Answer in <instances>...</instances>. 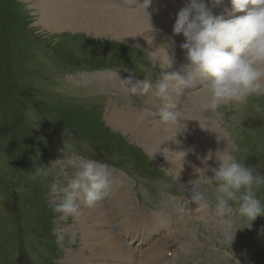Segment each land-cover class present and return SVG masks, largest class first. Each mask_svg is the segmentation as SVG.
Listing matches in <instances>:
<instances>
[{
	"label": "rangeland",
	"instance_id": "obj_1",
	"mask_svg": "<svg viewBox=\"0 0 264 264\" xmlns=\"http://www.w3.org/2000/svg\"><path fill=\"white\" fill-rule=\"evenodd\" d=\"M77 1L66 0L68 4L85 0ZM110 1L141 13V17L148 21V27L156 30L158 47L160 45V49L167 51L171 61L173 57L175 70L183 65L167 47L169 36L160 30L165 22H161L160 28L155 25L166 14H159L154 19L156 7L149 8L150 21L137 9L140 0ZM214 4L209 3L212 10ZM34 6V0H0V264H80L70 259L75 256L73 253L83 251V247L89 253L93 248L83 243L82 231L89 230L101 236L102 233H110L113 235L112 243L118 244L119 252L128 250L122 240L128 242L132 236L118 238L112 229L129 230L133 225L131 214L139 208L138 203L149 208H159L165 203L162 190H158L163 184L162 179L157 184L151 177L169 179L164 187L170 191L173 179L178 180V177L169 158L165 160L160 153L147 151L145 143L133 139L122 129L113 128L103 118L102 113H108L105 110L109 107V99L131 102L129 91L81 89L77 86L88 84L72 78L107 71L116 75V79L134 74L141 79L150 77L154 80L162 71L173 70L131 39L102 32L100 35L80 32L73 29L72 23L71 27L68 25L59 31L44 28L39 24L40 15L37 16L38 9ZM99 22L98 26L106 28L108 25ZM76 24L77 28L82 26L80 21ZM257 102L261 105L260 112L252 107ZM60 103L67 108L61 109ZM182 109L188 116L187 104ZM89 111L95 114L90 115ZM223 113L221 121L225 119L229 125L227 133L232 138V151L239 160H251L257 173L264 175V96L250 97L245 105L225 104ZM91 117L95 118L96 125L91 123ZM82 159L113 165L109 166V171H115V168L129 171L124 174L118 170L121 177L113 178L115 182L120 181L114 188L116 195L111 194L101 200V209L108 211L107 223L90 228L84 224L75 226L78 223L75 216H62L55 212V204L60 203V199L50 200L48 197V186L53 180L58 178L62 185L67 186ZM35 166H52L54 174L32 180L31 172ZM55 173L60 175L57 177ZM126 176L128 184L124 180ZM122 189L132 191L135 206L121 195ZM257 195L264 203V185L257 189ZM136 196L139 197L138 202ZM145 207L141 211L147 210ZM140 217L135 216L134 219L139 221ZM55 220H59L65 233L63 248L55 244ZM128 220L129 225L125 227ZM143 224L147 226V218ZM181 234L189 236L185 242L176 238L173 243L181 264H264V240L261 238L244 239L240 244L246 247L239 251L232 244L221 242L220 231L201 222L194 223L190 232ZM164 238L169 239L163 236L157 241ZM196 238L198 243H203L204 251L200 254H192L193 246L190 248ZM104 241L107 243V239ZM98 248L103 249L101 246ZM145 251L149 254L147 247ZM115 258L112 253L111 259L103 258V264Z\"/></svg>",
	"mask_w": 264,
	"mask_h": 264
},
{
	"label": "clouds",
	"instance_id": "obj_2",
	"mask_svg": "<svg viewBox=\"0 0 264 264\" xmlns=\"http://www.w3.org/2000/svg\"><path fill=\"white\" fill-rule=\"evenodd\" d=\"M210 2L218 4L220 0H186L177 14L173 34H183L185 38L180 48L185 52L187 63L174 71H162L155 84L150 77L141 79L134 74L122 79L133 95L143 96L155 87V95L166 102L157 116L167 129L175 132L174 138L187 129V124L182 109L177 110L169 93L173 84L181 90L200 85L206 97L194 102L193 106L215 120L223 118L225 104L245 105L250 97L264 96V0H231L228 19L213 15ZM151 5L152 0H143L137 8L150 21L148 9ZM236 13L244 14L237 16ZM167 47L169 49V44ZM172 61L169 68L175 62L173 57ZM252 107L261 111L258 102ZM213 156L216 166L209 164ZM198 158L204 166L193 165L196 178L189 181L191 199L198 205L197 211L211 206L215 216L225 221L221 242L231 245L236 229L226 218L239 215L253 221L264 215V203L257 195V189L264 185V175L248 167L228 147L217 149L215 153L210 150L206 156ZM108 168L107 163L82 159L67 186L58 178L53 180L48 186V197L60 199L54 211L62 216H75L79 214L81 202L88 208L94 207L105 198L110 187ZM53 174L52 166H35L31 179ZM55 175L58 177L60 173ZM53 223L55 244L63 248L64 230L59 220Z\"/></svg>",
	"mask_w": 264,
	"mask_h": 264
},
{
	"label": "bare ground",
	"instance_id": "obj_3",
	"mask_svg": "<svg viewBox=\"0 0 264 264\" xmlns=\"http://www.w3.org/2000/svg\"><path fill=\"white\" fill-rule=\"evenodd\" d=\"M142 3L143 0L141 4ZM166 3L168 5L167 8L161 12H156L153 14L154 18H157L159 14H166L165 17H163L162 20L156 22L155 25L156 27L158 26L160 28L162 26L161 22H165L164 26H162L160 30L169 36L168 43L171 50L170 53L174 57H177L178 63H181L182 61V64H185L187 63V61L183 59V53L185 52L180 48V44L185 42V38L183 37V34H173V26L177 14L180 8L184 7L185 5L182 6L180 4L181 1L179 0H166ZM156 4L157 2L151 5L149 8H154ZM34 5V7L38 9L36 12L37 16L39 17L40 15L39 24L43 25L44 28L50 27L51 29L59 31L61 29L67 28L68 25L71 27L72 23L73 29L76 28L80 32H89L92 35H100L99 33L102 32L106 35H111L122 39H131L138 45L142 46L146 51L150 52L153 57L155 56L156 58H160L163 62H165L166 66L169 67L173 63L169 59V54L167 51L160 49V45L158 47L156 30L152 26L148 27V21L143 19L141 17V13L137 12L136 10L134 11L126 9L120 4L111 2L110 0H85L83 2L74 4H68L66 0H34ZM170 7L172 9L167 12V9ZM231 9V0H220V3L214 4L213 15H223L225 19H228L230 18L229 13L231 12ZM238 14L239 13H236L237 16ZM99 20L107 23V27L104 28L102 26H98V23H100ZM78 21L81 22L82 26L77 28L76 22ZM173 40L175 41L174 44H172ZM171 69L173 71L175 70L174 65L171 67ZM84 78L86 80L90 79L88 76H84ZM94 78L100 81L116 80V76L110 73L97 74L94 76ZM113 87L121 91H128V86L124 85L123 83H117L113 85ZM187 91H192L190 92V95L187 97L188 100L186 101V104L189 108V115L185 116L183 114V119L188 127H191L196 123L197 128L203 131V137L206 136L203 138L204 141H202L197 148H192L189 144L184 143L179 136V133L174 138L175 132L167 129L166 126L160 122L158 116L148 117L145 114L148 113L147 111L141 110L133 106L131 103L120 102L118 99H109V104H107L109 107L105 110L108 113H102L103 118L110 126L117 130L122 129L127 134L131 135L133 139L145 143L147 146V151L160 153L159 155H161L165 160L166 158H169L172 162L175 171L174 173L177 174L176 177H178L179 183L185 187L191 186L189 181L192 180V177H196L193 165L196 167L204 166L198 157L206 156L210 150L213 153H215L217 149L223 150L227 147L232 150L230 140L232 139L230 137L231 135L225 131V127L219 123V120H215L214 118L207 116L201 110L196 109L202 114L194 110V102L203 100L206 97L204 90L200 87V85H195ZM143 100L147 101V96L143 97ZM60 107L63 110L67 108L62 103H60ZM97 112L101 113L99 110H97ZM89 114L91 115L95 113L89 111ZM91 118V123L96 125L97 122L95 118ZM193 157H196V161H193ZM190 159H192V162H190ZM209 164L216 166L214 156L213 159L209 161ZM191 174L192 176L189 177ZM208 174L211 175V173ZM117 177H121L118 170L114 172L113 178ZM125 178H127V176ZM109 195L105 197L108 198ZM121 195L127 202L135 206L129 191L122 189ZM80 205L81 210L78 215H75V220L78 222L75 226H81L84 224V227L87 226L90 228L94 225L107 223L108 211L101 209L103 206V202L101 200L98 201L92 208H88L87 206L83 205L82 202ZM143 208L144 207L139 205V208L133 215V217L141 216L139 221L138 219H135L140 224L141 232L134 234L133 238L136 240H141L142 244L150 242L145 237L146 233L152 231H163L164 228L168 227V222H162L153 212L148 209L141 211ZM201 215H205V212H203ZM146 218L147 226L143 224ZM190 219L192 221L199 220L201 219V216H191ZM128 225L129 220L124 223L125 227ZM128 231L129 230L125 232ZM82 233L84 234L83 243H88L93 248L89 253H87L84 250L85 247H83V251L73 253L75 256L71 257V260L76 261V263L79 262L80 264H103V258L111 259L112 253L113 257H119L120 252L117 250L118 244L112 243V234L109 233L108 235H105L102 233L101 236L97 235L98 233L91 232L89 230L82 231ZM174 233L175 232L163 235L169 237L167 240L164 238L161 242H159L157 241V238L155 239L154 243H148L149 246L147 247V251H149V254L146 253V256H148L147 264H181L179 260L172 261L173 255L169 253V250H167L170 241H174ZM176 235L177 238H180L181 233L176 232ZM105 239H107V243L104 241ZM122 242L124 244L123 240ZM98 246H101L103 249H99ZM126 248L129 251H122L123 258L126 261L135 260L138 256V252L130 249L129 245L126 246ZM155 249L156 251H154ZM104 264L112 263L109 262Z\"/></svg>",
	"mask_w": 264,
	"mask_h": 264
}]
</instances>
